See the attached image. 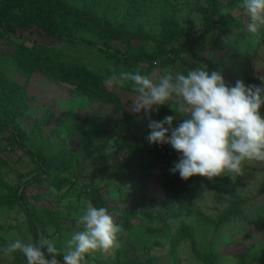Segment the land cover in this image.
<instances>
[{
  "label": "trees",
  "instance_id": "16d2710c",
  "mask_svg": "<svg viewBox=\"0 0 264 264\" xmlns=\"http://www.w3.org/2000/svg\"><path fill=\"white\" fill-rule=\"evenodd\" d=\"M169 3V0H165L162 5L163 11ZM238 4V0H206L207 6L203 16L205 34L217 31L232 35L236 45L243 44V47L248 49L255 35L244 31L240 16L232 15ZM158 6L155 0H83L80 9H77L76 4L64 0H4L0 5V47L5 40L13 45L9 54L0 51V139L4 140V147L25 151L31 161L30 169L21 174L17 184L7 185L12 190L11 207H17L24 215L31 242L47 239L51 235L49 229L60 224V218L63 217L61 212L54 211L52 206L40 208L31 203L28 190L37 186L46 187L43 192L31 194L34 200H39L47 195L50 188L59 193L67 185L69 189L76 187L78 181L86 177L85 163L88 155H92L91 147L87 144L83 146L85 150L83 154L70 147L50 153L55 141L63 139V132L58 126L46 132L44 117L37 119L32 125L29 123L31 96L28 93V84L33 73L38 71L48 79L68 86L71 98L76 95L83 97L86 102L119 105L121 103L119 97L108 88V85H111L108 83L110 77L106 71L101 73L85 65L66 62L62 50L56 44L62 43L64 39L66 42L78 41L80 38L75 36L74 31L92 34L102 41L98 51L111 61L113 68L122 65L129 73L139 70L141 74L147 75L157 66L163 68L182 60L179 57L186 48L181 40L189 37L192 32V24H189V29L184 32L174 14H167L165 16L167 20L161 21L160 18L164 15L159 13ZM146 18L151 19L155 25L160 24V35L154 36L146 32ZM19 40L21 41L18 42ZM80 41L87 43V40ZM193 42L195 40L191 43ZM120 45L125 49L121 50ZM196 57L200 59L199 56ZM206 62L209 64L210 72L217 71L212 63ZM141 63H144L145 67H141ZM184 65L187 64L184 62ZM244 74L245 72L243 77ZM261 112L264 113V107L261 108ZM45 114L50 116L53 111L48 109ZM174 114L175 112L164 105L158 111L157 120H161L165 115ZM57 120L60 126L71 133L77 119L74 114L63 112L57 116ZM79 121L85 131L97 133V139L103 138L92 146L99 153L114 141L113 137L116 134L120 135L116 129L112 132L104 129L109 122L103 115L92 113L80 118ZM121 139L126 141L123 137ZM164 145L167 147L164 148L165 155L156 150V145L148 146L143 153H139V146L134 142L128 158L114 172L116 178L112 181L117 187L116 190H111L110 195L121 198L125 203L130 199L134 202L130 207L109 204L101 193V188L93 184V176H89L87 182L79 185L87 194L89 205L102 206L108 212L116 213L114 222L120 228L117 241L112 247L114 256L102 258L96 254L92 258L96 263L151 264L150 261L130 260L128 251L124 249L123 240L132 227L131 219L137 216L139 211L136 201H141L142 207H146L147 194L144 184L151 176V172L156 166L166 162L168 153L176 152L170 145ZM105 164L103 162V165ZM262 164L264 170V162ZM136 179L138 183L140 182L139 186ZM164 179L165 189L172 196L162 201L165 214L190 215L194 212L193 201L208 192H214L213 195L219 202L228 196L227 206L219 218L220 225L238 220L243 213L242 206L248 200L246 197L241 198L230 187H225L226 176L212 179L193 176L181 184L167 174ZM0 229H3L2 225ZM261 229L264 233V224ZM154 231L171 243L172 252L177 249L185 235H190L185 226L171 233L168 224ZM3 247L0 240V248ZM2 254L0 252V257ZM13 254L15 260L22 255L19 252ZM57 259L62 260V257ZM201 260L202 264H223V259L214 249L203 255ZM1 261L0 258V263ZM165 264L173 263L168 261ZM236 264L255 263L249 261L245 253Z\"/></svg>",
  "mask_w": 264,
  "mask_h": 264
},
{
  "label": "rangeland",
  "instance_id": "374dc122",
  "mask_svg": "<svg viewBox=\"0 0 264 264\" xmlns=\"http://www.w3.org/2000/svg\"><path fill=\"white\" fill-rule=\"evenodd\" d=\"M64 1L76 4L77 9H80L83 0ZM155 1L159 4L157 7L159 13L164 15L160 18L161 21L167 20L165 17L167 14H174L184 32L189 29V24H192V32L189 37L187 36L181 40L186 48L185 52H182L181 57H179L182 60L163 68L157 66L149 74L164 70L186 71L189 67L199 65H206L209 70V64L206 62L209 61L216 70L222 72L226 82L232 85H235L237 80H243L246 85L259 83L257 76L264 75V29H261L259 35H255L251 46L246 49L243 44L236 45L232 35L217 31L205 34L206 26L203 16L204 9L207 6L206 0H169L170 3L167 4V8L164 7L166 8L164 11L162 5L165 0ZM3 2L4 0H0V5ZM238 2L240 3V0ZM232 15L241 17L243 29L248 32L246 16L239 4L232 11ZM145 20L147 21L146 32L154 36L161 34L160 24L155 25L148 18ZM74 32L77 38L87 40V43L84 44L80 39L68 42L64 39L62 43H57L56 45L62 50L66 62L85 65L101 73L106 71L109 77L119 78L125 73H129L122 65L113 68L111 61L98 51L102 41L97 36ZM193 40L195 42L191 43ZM27 44L30 43L27 41ZM119 47L121 50L125 49L124 46L120 45ZM12 49L13 45L7 40L0 47V51H5L8 54L12 52ZM196 55L200 59H197ZM184 62L187 65H184ZM141 67H145V64L141 63ZM243 72H245L244 77ZM129 82L125 80L119 87L108 85L109 90H113L119 97L121 101L119 105L115 103L86 102L83 97L76 95L71 98L68 86L52 81L38 71L33 73L28 84V93L31 96L29 100L31 108L29 123L32 125L37 119L44 117L46 132L56 126L60 130L62 129L63 132V139L55 141L50 153H55L60 148L70 147L76 149L79 154H83L85 144L91 147L90 151L92 152V155H88L85 163L84 175L86 177L79 180L76 187L69 189V185H67L59 193L50 188L47 195L39 200H34L31 194L38 191L43 192L46 187L37 186L27 192L28 195L30 194L31 203L40 208L52 206L54 211L61 212L64 220L60 218V224L57 222L56 227L49 229L51 235L47 238L53 240L61 251L64 240L69 238L73 231L78 230L76 224L78 216L89 206L87 194L79 186L87 182L89 176H93V184L101 188V193L109 204L126 207L134 204L130 199L126 200L125 203L121 201V198L110 195L111 190H116L117 187L114 186L115 182L112 179L116 178L114 172L118 170V167L125 162L131 153L134 142L139 146V153H143L146 147L152 146L146 140L149 133L148 123L149 119H158V112L153 109L149 116L143 112L137 114L130 111L129 105L135 93L134 86ZM127 84L131 89L128 88ZM165 106L171 109L169 104H165ZM48 109L53 111L50 116L45 114ZM63 112L76 116V124L71 133L58 123L57 116ZM92 113L107 118L109 124L104 127L107 132L116 129L120 133V135L116 134L113 137L114 141L100 153L92 146L102 141L103 138L97 139V133L85 131L79 121L80 118ZM174 115L177 116L179 122L185 119L179 113L175 112ZM26 125L28 127V124ZM122 137L126 141L121 139ZM4 143V140L0 139V225L3 227V229H0V240L5 247L11 240L25 239L31 242L32 239L27 230L24 215L20 213L17 207H11L12 190L7 186L17 184L21 174L30 169L31 161L25 151L8 146L4 147ZM119 144H123L122 147H119ZM164 148L167 147L161 145V148H159L156 145V150L161 155L164 154ZM177 159V152L168 153L166 162L156 166L144 184L147 194L146 207H142L141 201H136L139 211L137 216L131 219L132 227L123 240V246L128 251L129 259L142 262L150 261L151 264H165L168 261L173 264H202L201 257L209 253V250L214 249L223 259V264H236L245 253L249 261L255 264H264V233L261 229L264 224V170L262 169V162H245L242 175L235 178L226 176L225 187H230L241 198L246 197L248 200L243 204V213L238 220L224 222L219 225V218L227 206L228 196H225L224 201L219 202L215 199L214 192H208L203 197L193 201L194 212L190 215L164 213L165 209L162 207V201L164 198L172 197L165 189L164 176L167 174L180 184L184 181L180 179L178 173L171 174L169 171ZM103 162L106 164L103 165ZM137 183L138 179H136ZM109 214L115 219L116 213L109 212ZM164 224L170 225L171 233L184 226L190 232L188 233L190 235H185V238L181 240L174 252L171 250V243L154 231V229L162 227ZM96 254L102 258L109 255L114 256L112 248L107 251L98 250L87 254L89 259L85 258L83 264H98L92 260ZM14 257V254L9 256L2 254L0 264H25L22 255L17 260Z\"/></svg>",
  "mask_w": 264,
  "mask_h": 264
},
{
  "label": "clouds",
  "instance_id": "9594fccd",
  "mask_svg": "<svg viewBox=\"0 0 264 264\" xmlns=\"http://www.w3.org/2000/svg\"><path fill=\"white\" fill-rule=\"evenodd\" d=\"M239 6L248 33L259 35L264 29V0H240ZM257 79L258 84L237 80L232 85L221 71L210 72L206 65H199L147 75L137 70L110 77L108 83L114 87L125 80L132 83L135 96L129 107L133 113L150 116L153 109L158 112L169 104L185 117L179 123L176 115L149 119L146 140L150 145H170L178 153L169 171L186 181L193 176L235 178L242 175L245 162H264V75ZM76 224L78 230L64 240L62 251L51 239H15L0 252L5 256L19 252L25 264H83L87 254L111 249L120 232L102 206H87Z\"/></svg>",
  "mask_w": 264,
  "mask_h": 264
},
{
  "label": "built area",
  "instance_id": "2783aa9c",
  "mask_svg": "<svg viewBox=\"0 0 264 264\" xmlns=\"http://www.w3.org/2000/svg\"><path fill=\"white\" fill-rule=\"evenodd\" d=\"M158 147H159V148H161V146H160V145H158Z\"/></svg>",
  "mask_w": 264,
  "mask_h": 264
}]
</instances>
